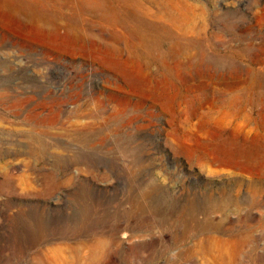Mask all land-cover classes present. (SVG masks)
<instances>
[{"label":"rangeland","instance_id":"1","mask_svg":"<svg viewBox=\"0 0 264 264\" xmlns=\"http://www.w3.org/2000/svg\"><path fill=\"white\" fill-rule=\"evenodd\" d=\"M0 264H264V0H0Z\"/></svg>","mask_w":264,"mask_h":264}]
</instances>
